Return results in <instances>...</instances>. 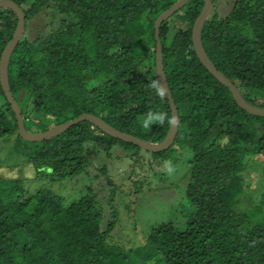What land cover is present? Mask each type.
I'll return each mask as SVG.
<instances>
[{"label": "trees", "instance_id": "16d2710c", "mask_svg": "<svg viewBox=\"0 0 264 264\" xmlns=\"http://www.w3.org/2000/svg\"><path fill=\"white\" fill-rule=\"evenodd\" d=\"M11 1L23 10L26 31L44 9L64 16L46 35L25 34L10 59V87L27 131L43 133L92 114L152 143L166 138L167 123L145 132L140 119L149 108L171 115L169 100L157 97L147 83L157 79L155 21L177 0ZM204 4L189 1L160 32L166 79L181 118L171 148L178 143L191 154L178 214L128 249L110 240L116 208L101 230L102 210L94 196L65 206L51 190L31 192L23 179L0 176V264H264V191L255 192L254 206L244 204L246 159L261 157L264 164V117L240 108L197 57L192 35ZM17 25L16 13L0 8V61ZM202 44L243 98L264 108V0H237L224 17L212 13ZM14 135L13 151L28 159L37 177L55 182L80 176L98 153L117 144L140 150L89 122L49 141L27 142L0 82V139ZM165 153L172 152L152 154ZM100 171L108 177L107 167ZM261 175L264 183V167Z\"/></svg>", "mask_w": 264, "mask_h": 264}, {"label": "rangeland", "instance_id": "374dc122", "mask_svg": "<svg viewBox=\"0 0 264 264\" xmlns=\"http://www.w3.org/2000/svg\"><path fill=\"white\" fill-rule=\"evenodd\" d=\"M212 1L214 6L212 13L224 17L237 0ZM62 18L64 16L55 12L53 8L44 9L29 24L26 36L35 39L38 35H46L60 25ZM171 32L168 41L171 39ZM17 137L14 135L0 139V176L23 179L25 186L31 192L40 189L51 190L63 197L65 206L79 201L86 195L94 196L102 210L101 230L106 228L113 209L116 208L118 220L110 236V240L116 244L128 249L138 247L143 244L144 235L150 228L178 214L191 171L189 163L191 154L178 143L170 147L172 153L156 157L141 148L137 151H126L117 144L110 152L98 153L86 172L80 176L55 182L37 177L28 159L13 151ZM250 157L246 159V172H244L247 176L246 191L249 189V194L244 200L246 207H252L255 205L254 202L257 203L255 192L257 196H261L260 192L264 191L261 175L264 167L263 159ZM169 163L176 169L172 176L166 171ZM104 167L108 168V177L111 178L113 185L110 184L108 177L101 173L100 170ZM112 191H116L115 206L109 202Z\"/></svg>", "mask_w": 264, "mask_h": 264}, {"label": "water", "instance_id": "95a60500", "mask_svg": "<svg viewBox=\"0 0 264 264\" xmlns=\"http://www.w3.org/2000/svg\"><path fill=\"white\" fill-rule=\"evenodd\" d=\"M189 1L191 0H177V2L168 10L163 12L155 21V40H156V75L157 79L161 81L162 84L168 89L166 94V99L170 102V109L171 114L175 115L178 118V124L174 125L173 127L169 128V132L166 136V138L160 142V143H152L151 141H146L140 138H137L135 136L129 135L127 133L121 132L109 124H107L105 121H103L100 117H97L92 114H83L79 116L78 118L68 121L64 124H60L46 132L43 133H31L27 131L24 123V118L22 115V110L14 98L10 82H9V63L11 56L15 50V48L18 46V44L21 42V40L24 38L26 34V17L23 12V10L13 1L11 0H0V8H9L13 10L18 18V25L15 30V33L13 35L12 40L7 44L5 47L0 61V82L2 89L5 93V96L10 103L12 110L16 116V120L18 123V133L20 137L31 143H41L44 141H49L51 139L57 138L61 136L63 133H65L68 129L71 127L81 123V122H89L92 125L99 128L102 132L107 134L108 136L125 142L132 144L134 146H137L145 151L151 152V153H160L165 152L168 150L175 142L179 127L181 124V118L179 115L178 108L175 104V101L172 97V93L170 91L166 74H165V67H164V58H163V46L160 38V32L161 27L164 22H166L170 17H172L175 13H177L181 8H183ZM204 1V8L197 19L194 28H193V35H192V41L194 45L195 52L197 54V57L199 58L202 65L209 71L211 75L214 76V78L227 87L236 103L239 105L240 108L245 110L251 115L264 117V108L257 107L254 105H251L248 103L243 96L241 95L238 88L234 85L233 82H231L222 72H220L215 65L212 63L210 58L208 57L207 53L205 52V49L202 44V30L203 27L210 17V15L213 12V1L212 0H203Z\"/></svg>", "mask_w": 264, "mask_h": 264}, {"label": "clouds", "instance_id": "9594fccd", "mask_svg": "<svg viewBox=\"0 0 264 264\" xmlns=\"http://www.w3.org/2000/svg\"><path fill=\"white\" fill-rule=\"evenodd\" d=\"M147 89L154 93L161 100L166 98L168 89L161 83L159 79H149L147 83ZM167 123L170 127L178 124V118L168 112L158 111L149 108L140 119V126L142 129H151L153 125L163 126ZM166 171L169 176H172L176 169L170 163L166 166Z\"/></svg>", "mask_w": 264, "mask_h": 264}]
</instances>
